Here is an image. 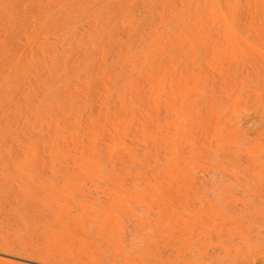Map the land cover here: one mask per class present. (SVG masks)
<instances>
[{
    "label": "bare ground",
    "instance_id": "bare-ground-1",
    "mask_svg": "<svg viewBox=\"0 0 264 264\" xmlns=\"http://www.w3.org/2000/svg\"><path fill=\"white\" fill-rule=\"evenodd\" d=\"M14 147L18 179H1L24 198L45 157L65 175L40 199L57 210L45 246L5 242L0 264H102L107 249L146 264L154 232L173 245L168 264H264L245 210L219 207L226 186L195 181L206 165L239 181L217 151L244 152L264 205V0H0V157ZM211 194L222 223L201 228L218 252L191 256L189 206H173Z\"/></svg>",
    "mask_w": 264,
    "mask_h": 264
},
{
    "label": "rangeland",
    "instance_id": "rangeland-1",
    "mask_svg": "<svg viewBox=\"0 0 264 264\" xmlns=\"http://www.w3.org/2000/svg\"><path fill=\"white\" fill-rule=\"evenodd\" d=\"M244 75L245 72L242 71L241 67H238L237 78L241 80L243 79ZM220 86V79L217 78L215 82V89L218 90ZM245 113L246 111H242L241 113L239 112V119L243 118ZM217 153L220 155V160L231 159V165L238 166L240 168L239 175L243 176H241L239 181L236 182L227 175L213 174L211 167L206 165L203 170H198L195 174V181L197 182L196 186L200 187L202 178L205 177V179H207L209 178V175L210 181H212L215 189L222 185L226 186L228 193L227 196L230 195V198H228L226 204L219 205V207L223 210V214L233 215L234 213L232 210H235L236 208L244 209L245 212L241 215L246 217V226L251 225L249 227L252 230L251 236L253 242H258V246H263L264 238L256 239L255 235L256 231L258 230L260 231V235L262 237L264 236V205L259 201L257 196L253 195V193L256 195L260 194V188L257 185L255 179L249 175V172H243V169L248 167V162L244 157V152L235 154L233 158L232 155H227L225 158H223L222 152L217 151ZM20 155L21 153H19V151L16 150V147H14L10 156L2 155L0 157V205L7 208V212L2 211L0 213V251L4 250L3 243L9 242L10 244L17 246L21 239L27 245L33 244L38 249H42L45 246L44 238L49 236L48 229H54L53 219L57 211L55 207L56 202H47L40 199L46 197L47 194H54L55 191L49 187L54 185L56 189H59L63 182L62 176L65 174L61 171L52 173L48 158L45 157L44 165L37 164L35 170L30 172L25 171L31 176V180L26 178H22L20 180L23 182L22 186H31L33 190V196L31 198H24L19 192L16 184L13 183V180L3 181L1 179L5 175L8 176L11 174V177L14 176L15 172L12 160L19 161L21 158ZM240 155H242L241 158H239ZM238 158L239 160H237ZM213 165L215 166L216 163H213ZM57 169L59 170V168ZM12 179L17 180L18 178L14 176ZM246 187H248L252 192L249 193ZM82 189L85 190V187ZM57 196L60 198V194H57ZM198 198L199 196L190 195L189 199L175 202L173 210L180 211V204L183 207L189 206L186 208L189 211V222L192 223V226L189 230V255L194 256L198 250H206L209 254L213 255L214 253L218 252L216 246V236L213 233L203 234L202 231H204L203 229L205 226L201 228V224H212V226L215 227L222 223L221 219H219L218 212L213 209L216 207L215 198L218 199L219 197H215L213 194L208 196V200L211 201L210 204H207L205 201L200 203L198 202ZM74 199L77 201L80 200L79 195H77ZM244 200H246V203H248L245 207L241 205V201ZM135 209H139V207H135ZM144 209L146 208L140 207V210L143 211ZM153 210H156L155 206H153ZM255 210L261 211L257 213L258 217L260 218L257 220V222L255 220L256 218L251 216V213H253ZM149 215L152 216L153 212H150ZM252 219H254V222L251 221ZM229 223L230 221L226 219V226H228ZM229 227L234 230L233 225ZM100 243V250H105L106 248L103 247L104 244L102 242ZM203 243H205V245ZM112 252L113 251L111 249H107L104 253L100 254V257H103L102 264H125L119 258L113 260L111 257ZM149 252L153 253L154 255L150 256L146 260V264H162L159 261L154 262V259H161L163 264H168L167 259L176 260L174 258L176 252L173 250V245L164 240L158 232L151 234L150 245L147 249V253ZM254 256L256 258L257 264H262L260 262L262 255H257V252H255ZM234 264L247 263L237 261Z\"/></svg>",
    "mask_w": 264,
    "mask_h": 264
}]
</instances>
